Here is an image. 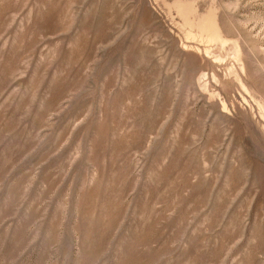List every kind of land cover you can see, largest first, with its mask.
Returning <instances> with one entry per match:
<instances>
[{
	"label": "rangeland",
	"instance_id": "obj_1",
	"mask_svg": "<svg viewBox=\"0 0 264 264\" xmlns=\"http://www.w3.org/2000/svg\"><path fill=\"white\" fill-rule=\"evenodd\" d=\"M0 264H264V0H0Z\"/></svg>",
	"mask_w": 264,
	"mask_h": 264
}]
</instances>
